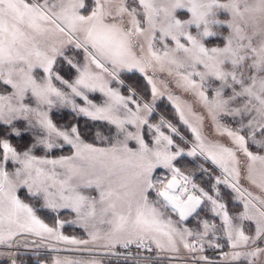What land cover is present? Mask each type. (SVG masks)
Returning <instances> with one entry per match:
<instances>
[{
  "label": "snow or ice",
  "instance_id": "6c2138e0",
  "mask_svg": "<svg viewBox=\"0 0 264 264\" xmlns=\"http://www.w3.org/2000/svg\"><path fill=\"white\" fill-rule=\"evenodd\" d=\"M22 247L264 264V0H0V264Z\"/></svg>",
  "mask_w": 264,
  "mask_h": 264
},
{
  "label": "rangeland",
  "instance_id": "374dc122",
  "mask_svg": "<svg viewBox=\"0 0 264 264\" xmlns=\"http://www.w3.org/2000/svg\"><path fill=\"white\" fill-rule=\"evenodd\" d=\"M137 79H138V74L136 76H133L132 80H130L129 82L135 83ZM157 104H158V111L156 113V116H164L166 118H169V119H172L173 121H175L176 118L173 115L174 109L171 107L170 103L167 101L166 98L158 101ZM64 113H68V112L65 111ZM63 118H66V116H63ZM58 123H66V122L62 120L61 122H58ZM181 130L184 131L183 128ZM185 134L190 135V133H187V132H185ZM188 159L191 160V158H188ZM184 164L186 165L187 170H189V171L194 170L193 165H190L189 163H186V162H184ZM206 166L212 167L210 164H208ZM195 182L198 185L205 187V189H207L208 185L211 183V181H209L207 177L200 178V173L198 170L196 171ZM220 187H221V193H222L223 200L228 203V206L230 209H233L234 208V202L232 200V195H234V194L230 193V191L228 189H225L223 186H220ZM43 218L45 219V222H47L49 224L53 223L51 213L44 215ZM62 218L71 219V217L67 216V215H63ZM62 231L64 232L65 235H69V236H81L82 235V230H80L79 228H76L74 225H71V224H66L64 229H62ZM33 250H34V248H23V247L20 248L19 249V259H23V260L26 259L27 261L25 262V264H27L28 259L25 257V255L28 253L34 252ZM33 254L34 255H32V254L31 255L34 256V258L36 260H39L40 264H51V260H52L53 256H50V255L49 256H47V255L43 256V255H39L38 253H33ZM28 255L30 256V254H28ZM209 255H212V253L209 252ZM102 260H103V264H108V263L111 264V262L113 264L114 262H117V261L107 260L104 258H102ZM162 264H164L163 261H162Z\"/></svg>",
  "mask_w": 264,
  "mask_h": 264
},
{
  "label": "built area",
  "instance_id": "2783aa9c",
  "mask_svg": "<svg viewBox=\"0 0 264 264\" xmlns=\"http://www.w3.org/2000/svg\"><path fill=\"white\" fill-rule=\"evenodd\" d=\"M34 252H32V253H28V254H32V255H34L33 253H38L39 255H43V256H45V255H47V256H54V255H56L55 253H50L47 249H45V248H34V250H33ZM120 252H121V255L120 256H104L103 258L104 259H107V260H111V261H117V262H119V263H123L124 264V250L123 249H121L120 250ZM28 254H26V255H28ZM27 258V257H26ZM28 259V258H27ZM20 261H22L23 262V264H25V262L27 261L26 259L25 260H23V259H19Z\"/></svg>",
  "mask_w": 264,
  "mask_h": 264
},
{
  "label": "trees",
  "instance_id": "16d2710c",
  "mask_svg": "<svg viewBox=\"0 0 264 264\" xmlns=\"http://www.w3.org/2000/svg\"><path fill=\"white\" fill-rule=\"evenodd\" d=\"M63 116H66V118H63ZM63 116H62V117H61V116H58V117H57V122H61L62 120L65 121L66 123L74 122L70 113H64ZM81 127H82V128L85 127V124H84V120H83V119H81ZM189 160H190V159L185 160L184 162L189 163V162H188ZM189 164H190V165H193V164H191V163H189ZM193 167L195 168L194 165H193ZM25 257L28 258V262H27V264H40V263H39V260H36V259L34 258V256H32V255H30V256H29V255H25ZM108 264H109V263H108ZM111 264H112V262H111ZM113 264H123V263L114 262Z\"/></svg>",
  "mask_w": 264,
  "mask_h": 264
}]
</instances>
